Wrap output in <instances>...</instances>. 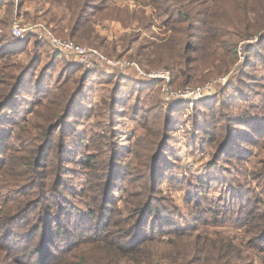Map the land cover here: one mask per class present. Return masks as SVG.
<instances>
[{
    "label": "rangeland",
    "instance_id": "374dc122",
    "mask_svg": "<svg viewBox=\"0 0 264 264\" xmlns=\"http://www.w3.org/2000/svg\"><path fill=\"white\" fill-rule=\"evenodd\" d=\"M87 1L110 7L96 15L103 43L94 46L73 41L96 48L110 59L127 61L128 66L112 68L99 64L87 69L46 41L37 42L32 34L17 38L12 30L15 19L47 26L55 16L56 20L63 16L62 25L67 26L70 11L52 0H20L17 5L11 0H0V85L11 77L16 78L21 70L26 72L22 74L19 90V112H4L0 127L10 135L9 119L33 118L29 127L32 131L27 136L36 140L42 122L32 117L31 111L37 109V101L45 99L47 90L59 91L60 81L71 77L75 82L68 96L63 128L50 134L51 141L44 148L53 159L55 178L60 176L59 191H63L71 205L85 211L91 205V194H95L104 195L120 209L135 207L136 194L144 188L152 191L159 215L173 223L172 226L156 223L166 233L163 236L157 230V236L167 243L171 240L182 245L183 238L167 233L181 229L191 235L192 244L197 240L203 245L224 247L219 260L214 258L209 263L195 262L194 253L190 252L186 257L188 264H264L262 252L255 247V244L262 247L264 240H256L249 232L257 222L248 226L243 220L254 202L264 211L261 172L264 137L260 135L264 130L257 135L250 130L264 127V121L259 122L264 115V30L238 41L237 60L227 74L196 85L179 86L172 82L173 89L208 85L210 97L169 101L168 92L163 90L164 82L149 78V74L170 71L172 79L173 71L164 64H146L138 50L170 34L167 24L176 16L167 6L173 3L170 0L166 4L160 3L164 0ZM252 1L258 5L264 0ZM117 15H120L118 19H114ZM57 35L70 39L61 32ZM239 119L253 123L249 128L244 127L238 124ZM246 133H249L247 140ZM13 138L8 136L7 143L0 142V164L6 162L3 176L0 175V201L1 194L18 191L16 185L23 174L32 173L31 162L35 157L27 151L30 141ZM87 156L91 157L88 165ZM152 175L155 183L143 180ZM93 182L96 188L91 190ZM10 231L23 233L20 228ZM8 238L9 242H1L3 246L20 255L14 259L7 255L10 261L7 264H36L33 254L39 252L36 245H27L25 236ZM60 241L55 237L46 248L56 251L58 244L62 246ZM2 257L5 261V256ZM66 261L60 252L54 264H66ZM152 264L169 262L157 257Z\"/></svg>",
    "mask_w": 264,
    "mask_h": 264
},
{
    "label": "trees",
    "instance_id": "16d2710c",
    "mask_svg": "<svg viewBox=\"0 0 264 264\" xmlns=\"http://www.w3.org/2000/svg\"><path fill=\"white\" fill-rule=\"evenodd\" d=\"M11 1L15 5L20 2ZM168 1L160 3L166 4ZM170 1L173 4L167 8H172V13L176 16L167 24L170 34L159 41L142 45L138 55L146 59L148 65L164 64L166 68L171 69L172 82L178 83L179 86L201 84L227 74L236 63L238 41L261 34L264 30V1L258 5L252 0ZM54 2L70 11L67 26L62 25L63 16L57 20L55 16L47 23L56 35L61 32L72 40L94 46L95 43H103L97 30L96 15L110 8L108 5L94 4L87 0H76L72 3L71 0H52V3ZM75 5H78L79 9H75ZM34 38L37 42H43L42 39ZM23 72L26 73L23 69L16 78L11 77L12 79L5 80L0 85V122L4 112H19L17 105ZM74 82L71 77L65 78L57 87L59 91L53 93L47 90L45 99L36 102L37 109L31 112L32 117L42 122L39 127L41 139L36 137L35 140L27 136L32 131L29 127L33 118H24L22 121L9 119L10 135H7V129L0 127L1 144L7 143L8 136L14 137L15 141H30L27 143V151L35 157L31 162L32 173L23 174L20 184L16 185L18 191L10 190L1 194L3 199L0 201V264L10 262L7 255L9 259L20 255L18 251H8L9 246L5 247L4 243H1L9 242L8 237L13 235L20 239L25 236L27 245H36L39 250L36 255L33 251L34 257L37 258L36 264H54L60 252L66 257V264H152L157 257L167 260L169 264H188L186 257L190 252L194 253L195 262L198 263H209L214 258L219 260L224 247L209 243L203 245L197 240L192 244L189 242L191 235H186L181 229L167 233L183 238L185 243L182 245L171 240L167 243L164 238L156 235L157 230H160L156 223L159 222L161 226H172L173 223L165 216L159 215L158 208L153 204L152 191L143 188L141 193L136 194L135 207L132 205L125 209L112 205L104 195L91 194L90 197L89 191L86 196L90 197L91 205L85 211L71 205L63 191H59L60 176L55 178L57 175L54 176L56 168L53 159L44 148L51 141L50 134L63 128L70 101L68 96ZM35 86L33 90H36ZM263 121L264 115L259 119V122ZM250 123L240 119L238 121V124L248 128ZM250 130L257 135L263 132L264 127L256 126ZM246 135L247 140L249 133ZM260 135H263L261 138L264 137V133ZM226 144L224 141L223 146ZM87 158L88 165L91 157ZM5 164L6 162L0 164L1 176L5 171ZM261 172L264 174V162ZM154 178L152 175L151 178L144 177L143 180L155 183ZM90 182L91 180L89 184ZM96 186L98 188V185ZM89 188H96L94 182ZM256 206L257 202L250 205L245 213L248 216L243 220L251 226L256 221L257 224L251 227L249 232L255 235L256 240H264V211L261 212ZM10 228L23 229V233H15L10 231ZM159 233H163V236L166 234L164 230ZM55 237H58V241L61 240L62 246L58 244L56 251L47 249V244H52ZM255 247L264 256V245L261 247L255 244ZM228 252L230 255V249ZM2 256H5V261Z\"/></svg>",
    "mask_w": 264,
    "mask_h": 264
},
{
    "label": "built area",
    "instance_id": "2783aa9c",
    "mask_svg": "<svg viewBox=\"0 0 264 264\" xmlns=\"http://www.w3.org/2000/svg\"><path fill=\"white\" fill-rule=\"evenodd\" d=\"M15 2L18 3V0H15ZM12 30L14 35L19 39H24L28 34H32L46 41L56 51H60L68 56H73L76 62L87 69L96 67L99 64H104L112 68H123L129 65L128 62L124 60L110 59L96 48L86 47L71 39H62L43 23H25L19 19H15ZM149 78L161 79L164 82L163 90L168 92L169 101H178L182 99L194 101L211 96V88L208 85L197 88L185 87L173 89L170 71L154 72L149 74Z\"/></svg>",
    "mask_w": 264,
    "mask_h": 264
},
{
    "label": "crops",
    "instance_id": "0c3cea01",
    "mask_svg": "<svg viewBox=\"0 0 264 264\" xmlns=\"http://www.w3.org/2000/svg\"><path fill=\"white\" fill-rule=\"evenodd\" d=\"M107 36V35H106ZM113 37V34H111V38Z\"/></svg>",
    "mask_w": 264,
    "mask_h": 264
}]
</instances>
